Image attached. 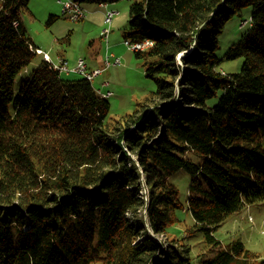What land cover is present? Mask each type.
Segmentation results:
<instances>
[{"label": "trees", "instance_id": "obj_1", "mask_svg": "<svg viewBox=\"0 0 264 264\" xmlns=\"http://www.w3.org/2000/svg\"><path fill=\"white\" fill-rule=\"evenodd\" d=\"M28 3L0 0V264H196L186 239L197 232L214 251L199 264H264L215 234L264 199V0H132L125 39L153 42L135 52L157 88L120 118L91 80L46 59L15 92L39 48L21 18ZM249 5L251 27L227 53L242 70L226 73L220 34ZM180 169L194 224L164 242L156 235L185 208L170 180Z\"/></svg>", "mask_w": 264, "mask_h": 264}, {"label": "rangeland", "instance_id": "obj_2", "mask_svg": "<svg viewBox=\"0 0 264 264\" xmlns=\"http://www.w3.org/2000/svg\"><path fill=\"white\" fill-rule=\"evenodd\" d=\"M66 1L68 0H29L28 7L21 8V18L27 34L35 46L50 55L53 62L65 59L70 68L75 67L80 59H84L89 70L103 68L107 60L111 61L95 77L93 85L100 93L110 92L107 96L111 104L109 117L120 118L133 113L140 101L156 91L157 83L146 73V59L138 57L125 39V33L130 28L132 0L109 2L107 7L98 1H81L80 5L85 10V16L81 20H74L71 18L72 13L64 12ZM108 8L117 11L112 24L105 21ZM252 12V5L245 6L226 21L220 34L218 65L226 73H239L242 70L244 57L227 58V53L250 29ZM51 14H56L58 18L48 23ZM245 20H249V23H244ZM106 28L110 30L108 38L103 35ZM44 57L43 53H37L17 74L14 84L16 93L23 80L33 73ZM116 58L120 59L119 64L115 63ZM62 75L67 79L82 76L77 71H63ZM221 92L207 101L210 107L219 102ZM188 156L196 162L202 160V156L194 151H189ZM170 180L179 188L180 200L185 208L177 210L180 221L169 225L167 233L156 235L164 242L168 237L182 239L186 229L194 224L188 207L192 175L187 170L180 169L170 175ZM215 234L223 244L240 239L248 249L264 257V199L248 204L230 215L216 228ZM186 240L192 244L194 263L199 264L205 255L214 254L213 247L205 244L202 232H197Z\"/></svg>", "mask_w": 264, "mask_h": 264}, {"label": "built area", "instance_id": "obj_3", "mask_svg": "<svg viewBox=\"0 0 264 264\" xmlns=\"http://www.w3.org/2000/svg\"><path fill=\"white\" fill-rule=\"evenodd\" d=\"M100 4L102 6L107 7L109 3H100ZM64 12L65 13H72L71 14V18L74 19V20H81L85 16V10H84L83 7H81L80 3H78V4H70V3H68L66 1L65 2V7H64ZM116 14H117V11L108 8L106 10V12H105V21L108 24H112L113 18H114V16ZM244 23H247V20H245ZM109 33H110V30L108 28H106L104 30V32H103L104 37L108 38ZM126 41L130 45V47L132 49H134L135 51L144 50L145 41H143V42H131L129 40H126ZM36 51H37V53H43L44 56H45L44 58L47 61H50L53 64L54 68L58 69L60 72H63V71H67V72H69V71H77L82 76L86 77L87 79H89L91 81H93L94 78L97 75H99L105 69L106 66H109L111 64V61L107 60L105 67L100 68V69H95V70H89V67L85 63L84 59H80L75 67L70 68L68 66V63H67V61L65 59H61L60 62H53L48 53L43 52L41 49H36ZM115 63L119 64L120 63V59L116 58ZM101 95L103 97H107L108 95H110V92H108V93H102L101 92Z\"/></svg>", "mask_w": 264, "mask_h": 264}, {"label": "bare ground", "instance_id": "obj_4", "mask_svg": "<svg viewBox=\"0 0 264 264\" xmlns=\"http://www.w3.org/2000/svg\"><path fill=\"white\" fill-rule=\"evenodd\" d=\"M67 2L70 3V4H78V3H80L79 1H76V0H68ZM100 3H109V2L108 1H102ZM248 23H249V20H247V24ZM152 44H153V42L151 40L146 39L145 43H144V49L150 47Z\"/></svg>", "mask_w": 264, "mask_h": 264}, {"label": "water", "instance_id": "obj_5", "mask_svg": "<svg viewBox=\"0 0 264 264\" xmlns=\"http://www.w3.org/2000/svg\"><path fill=\"white\" fill-rule=\"evenodd\" d=\"M184 54L183 53H181L179 56H178V58L180 59L182 56H183Z\"/></svg>", "mask_w": 264, "mask_h": 264}, {"label": "crops", "instance_id": "obj_6", "mask_svg": "<svg viewBox=\"0 0 264 264\" xmlns=\"http://www.w3.org/2000/svg\"><path fill=\"white\" fill-rule=\"evenodd\" d=\"M56 15V14H55ZM39 49H41V48H39ZM50 56V55H49ZM95 79V78H94ZM100 91V90H99Z\"/></svg>", "mask_w": 264, "mask_h": 264}]
</instances>
